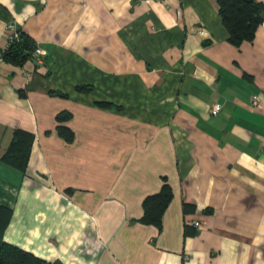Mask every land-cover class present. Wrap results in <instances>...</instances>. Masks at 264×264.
<instances>
[{"label":"crops","instance_id":"0c3cea01","mask_svg":"<svg viewBox=\"0 0 264 264\" xmlns=\"http://www.w3.org/2000/svg\"><path fill=\"white\" fill-rule=\"evenodd\" d=\"M254 1L262 21L235 45L217 0H0L3 240L63 264H264ZM9 21L42 64L2 57ZM16 131L32 137L22 172L1 159ZM164 184L161 222L144 223Z\"/></svg>","mask_w":264,"mask_h":264},{"label":"trees","instance_id":"16d2710c","mask_svg":"<svg viewBox=\"0 0 264 264\" xmlns=\"http://www.w3.org/2000/svg\"><path fill=\"white\" fill-rule=\"evenodd\" d=\"M217 1L222 22L229 33V40L235 45L252 40L257 26L262 21L263 4L254 0ZM36 47L34 41L23 35L18 28L17 38L8 44L2 57L20 65L27 59L32 60ZM77 89L89 90L90 86H79ZM58 131L67 138L71 137V132L65 127L58 126ZM31 143L32 137L29 133L14 132L11 143L1 158L2 161L22 172L29 157ZM170 198L171 191L167 184H164L158 193L147 196L143 201L141 220L147 224H159ZM9 217V209L0 205V264H63L60 261L44 260L4 241L3 232Z\"/></svg>","mask_w":264,"mask_h":264},{"label":"built area","instance_id":"2783aa9c","mask_svg":"<svg viewBox=\"0 0 264 264\" xmlns=\"http://www.w3.org/2000/svg\"><path fill=\"white\" fill-rule=\"evenodd\" d=\"M6 35H7V46L10 42H12L14 39L17 38L18 36V27L15 25L14 22L9 21L6 25ZM6 46V47H7ZM45 51L40 48V47H36L33 54H32V60L36 63L37 66H39L40 64H42L44 62V57H45ZM258 97L257 96H253L252 97V103L253 105H256L258 102ZM221 110V106L220 105H212L210 108V113L215 115L217 114L219 111ZM262 146L264 147V141H262ZM190 224L193 227H199L200 222L198 220H193L190 222Z\"/></svg>","mask_w":264,"mask_h":264}]
</instances>
